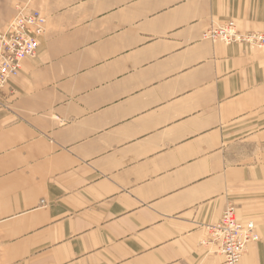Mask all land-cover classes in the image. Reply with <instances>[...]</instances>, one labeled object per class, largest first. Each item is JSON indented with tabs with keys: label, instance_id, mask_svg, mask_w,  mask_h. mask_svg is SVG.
Here are the masks:
<instances>
[{
	"label": "crops",
	"instance_id": "crops-1",
	"mask_svg": "<svg viewBox=\"0 0 264 264\" xmlns=\"http://www.w3.org/2000/svg\"><path fill=\"white\" fill-rule=\"evenodd\" d=\"M14 2L47 23L0 95V264H224L227 205L264 264V53L202 39L264 0Z\"/></svg>",
	"mask_w": 264,
	"mask_h": 264
},
{
	"label": "built area",
	"instance_id": "built-area-1",
	"mask_svg": "<svg viewBox=\"0 0 264 264\" xmlns=\"http://www.w3.org/2000/svg\"><path fill=\"white\" fill-rule=\"evenodd\" d=\"M46 23V17L28 3L15 6L14 17L0 31V95L7 83L16 77L19 64L35 55ZM202 39L225 45H245L248 49L264 52V28L240 34L233 24L210 27L202 33ZM252 226L239 222L234 207L227 205L218 222L206 228L208 238L202 243L211 244L224 264H240L244 245L257 239ZM242 227L246 229L245 233H242Z\"/></svg>",
	"mask_w": 264,
	"mask_h": 264
},
{
	"label": "bare ground",
	"instance_id": "bare-ground-1",
	"mask_svg": "<svg viewBox=\"0 0 264 264\" xmlns=\"http://www.w3.org/2000/svg\"><path fill=\"white\" fill-rule=\"evenodd\" d=\"M234 26V25H233ZM216 27H221V26H216ZM235 27V26H234ZM235 29H236V27H235ZM236 31H237V29H236ZM259 31H261V30H259ZM238 32V31H237ZM249 32H251V31H249ZM254 32H257V31H254ZM238 33H240V32H238ZM246 33V32H245ZM245 33H240V34H245ZM218 43H221V42H218ZM225 45V44H224ZM254 50H256V49H254ZM261 52H263V51H261ZM34 57V56H33ZM25 60V59H24ZM23 60V61H24ZM23 61L19 64V67H18V73H16V77H17V75L18 74H20V71H21V68H22V64H23ZM15 78V77H14ZM220 219V218H219ZM239 221V220H238ZM218 222V221H217ZM216 222V223H217ZM239 222H241V223H243V224H252L253 226H252V231H253V233L255 234V236L257 237V239H254V240H252V241H250V242H248V243H246L245 245H244V249H243V251H244V253L246 252V250L251 246V245H253L254 243H256L258 240H259V237H258V235L256 234V232H255V225H254V223L252 222V221H246V222H243V221H239ZM245 231H246V229H244L243 227H242V233H245ZM205 245H209V246H212L211 244H205ZM213 247V246H212ZM214 248V247H213ZM215 249V248H214ZM216 250V249H215ZM243 257V256H242ZM223 259V258H222ZM223 263H224V260H223Z\"/></svg>",
	"mask_w": 264,
	"mask_h": 264
},
{
	"label": "rangeland",
	"instance_id": "rangeland-1",
	"mask_svg": "<svg viewBox=\"0 0 264 264\" xmlns=\"http://www.w3.org/2000/svg\"><path fill=\"white\" fill-rule=\"evenodd\" d=\"M18 4H19V3H18ZM13 5L16 6V5H17V2H14ZM10 21H11V20H10ZM214 27H216V26H214ZM45 28H46V25H45ZM263 28H264V27H263ZM263 28H262V29H263ZM262 29H261V30H262ZM0 30H1V29H0ZM237 31H238V30H237ZM254 31H259V30H253V31H251V32H254ZM247 32H249V31H247ZM244 33H245V32H244ZM43 34H44V33H43ZM42 36H43V35H42ZM42 36H41V37H42ZM41 37H40L39 39H41ZM39 42H40V40H39ZM252 50H254V49H252ZM255 51H257V50H255ZM36 52H37V51H36ZM259 52H261V51H259ZM262 53H264V52H262ZM35 55H36V53H35ZM35 55H34V56H35ZM31 58H33V57H31ZM31 58H26L25 60H27V59H31ZM25 60H24V61H25ZM24 61H23V62H24ZM19 75H20V74H18L17 77H18ZM17 77L11 79L10 81L16 79ZM10 81H9V82H10ZM8 85H9V83H7L6 88L8 87ZM6 88H5V89H6ZM5 89H4V90H5ZM238 220H239V219H238ZM239 221H240V220H239Z\"/></svg>",
	"mask_w": 264,
	"mask_h": 264
}]
</instances>
